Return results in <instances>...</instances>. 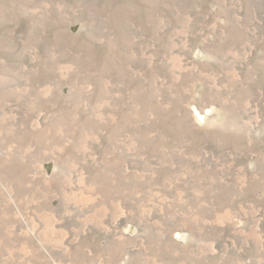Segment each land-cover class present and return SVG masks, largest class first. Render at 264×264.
I'll return each mask as SVG.
<instances>
[{
    "label": "rangeland",
    "instance_id": "374dc122",
    "mask_svg": "<svg viewBox=\"0 0 264 264\" xmlns=\"http://www.w3.org/2000/svg\"><path fill=\"white\" fill-rule=\"evenodd\" d=\"M0 264H264V0H0Z\"/></svg>",
    "mask_w": 264,
    "mask_h": 264
}]
</instances>
